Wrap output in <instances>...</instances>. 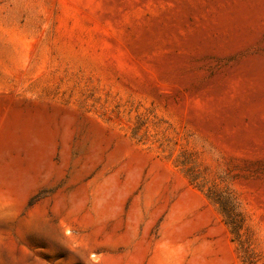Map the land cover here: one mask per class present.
I'll return each instance as SVG.
<instances>
[{
  "label": "rangeland",
  "instance_id": "rangeland-1",
  "mask_svg": "<svg viewBox=\"0 0 264 264\" xmlns=\"http://www.w3.org/2000/svg\"><path fill=\"white\" fill-rule=\"evenodd\" d=\"M39 115L54 132L49 160L36 162L25 186L0 180L7 212L0 264H19L24 254L26 264H85L81 257L101 264L105 248L90 249L88 230L66 214L80 189L93 211L100 178L116 175L126 188L136 154L144 160L116 229L117 264H185L189 248L209 250L214 264H253L217 207L162 151L157 140L165 136L229 178L253 236L254 264H264V0H0V133ZM139 117L146 142L133 138ZM15 142L6 154L17 153ZM157 173L160 185L148 196ZM189 192L198 205L173 237L165 229ZM40 205L68 251L39 236Z\"/></svg>",
  "mask_w": 264,
  "mask_h": 264
},
{
  "label": "bare ground",
  "instance_id": "bare-ground-1",
  "mask_svg": "<svg viewBox=\"0 0 264 264\" xmlns=\"http://www.w3.org/2000/svg\"><path fill=\"white\" fill-rule=\"evenodd\" d=\"M70 120L69 117L65 118L66 127L64 128V141L67 147L72 134ZM47 121L48 118L44 115L33 116L26 119H16L13 128L8 127L1 131L0 180H5L7 182L14 181L21 184V186H25V183L32 177L36 162L40 158L49 160L48 152L52 144L51 142L54 139V132L47 126ZM11 138L16 139L15 148L17 153L8 155L5 151L10 145L8 141ZM124 150L125 146L120 147V149L114 153V158L118 159ZM133 160L137 164L136 169L138 170L136 174H138L144 159L141 155L136 154ZM136 174H134L135 176L133 175L134 177L130 176L126 188H122L121 182L116 175L98 179L96 187H94L93 211H88L86 208L88 199L85 189H80L78 195L72 199L69 205L66 216L74 220L80 227L88 230L84 236L91 243L90 249L93 250L97 245L105 248L106 253L101 256V264H117L115 255L118 248L116 229L121 223L120 216L123 210L125 196L128 192L134 190L136 186ZM161 178V174L157 173L147 182L146 193L148 196L159 187ZM63 201L64 196L59 199V202ZM198 202L199 198L192 192L181 196L173 208L170 216V223L166 227L165 232L172 234L173 237L176 234L179 236L181 232L185 230L184 223L186 221H182L184 215L194 210ZM44 213L45 209L41 205L37 206L33 211L34 221L39 223L34 224L38 226L39 236L43 237L52 248L67 250L68 240L54 224L43 222L42 218L44 217ZM0 217L7 218V212L4 210L0 211ZM110 219L114 220L113 227L108 226V221ZM3 222H5V220H3ZM70 229L78 230L79 228L71 226ZM136 230L137 224H133L130 232L134 233ZM187 251L189 253V259H187L185 264H214L213 259L208 257L209 250L189 248ZM27 261L28 258L25 254L17 260L19 264H26ZM81 261L88 264L84 257H81ZM180 262L181 261H179V263ZM38 264L42 263L39 262Z\"/></svg>",
  "mask_w": 264,
  "mask_h": 264
},
{
  "label": "trees",
  "instance_id": "trees-1",
  "mask_svg": "<svg viewBox=\"0 0 264 264\" xmlns=\"http://www.w3.org/2000/svg\"><path fill=\"white\" fill-rule=\"evenodd\" d=\"M147 122L139 117L138 124L133 129V138L138 142L149 140L148 131H143ZM162 151L168 152V157L188 177L190 183L204 193L206 198L217 207L224 223L232 234V240L238 244L245 262L255 263L252 234L246 225V216L236 191L229 184V178L223 175H214L208 168L203 167L198 155L187 149L178 148V142L168 136L158 138Z\"/></svg>",
  "mask_w": 264,
  "mask_h": 264
}]
</instances>
